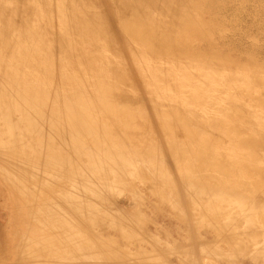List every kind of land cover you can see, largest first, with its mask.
<instances>
[{
  "label": "rangeland",
  "instance_id": "374dc122",
  "mask_svg": "<svg viewBox=\"0 0 264 264\" xmlns=\"http://www.w3.org/2000/svg\"><path fill=\"white\" fill-rule=\"evenodd\" d=\"M65 1L64 18L59 0H0L26 51L40 63L51 48L57 68L19 72L41 100L22 103L24 126L19 114L0 120V143L18 123L37 169L0 156L2 174L102 206L87 220V264H264V0ZM71 33L93 60L67 72L60 41ZM70 124L83 131L71 138ZM50 149L65 166L45 168ZM25 206L0 184V264L45 262Z\"/></svg>",
  "mask_w": 264,
  "mask_h": 264
},
{
  "label": "bare ground",
  "instance_id": "6f19581e",
  "mask_svg": "<svg viewBox=\"0 0 264 264\" xmlns=\"http://www.w3.org/2000/svg\"><path fill=\"white\" fill-rule=\"evenodd\" d=\"M136 4L143 5V1L137 0ZM18 6L19 5L17 3V7L15 8L16 13L19 11ZM59 6L58 11L65 18L68 11L66 1L59 0ZM10 11L13 10L8 9L6 11L7 13L5 12L6 14L4 15V10H0V17L3 18L0 26V75L4 78L2 81V88L0 89V99L2 98V95H5V100H0V120L3 122V119H9L10 121L13 116L15 117L16 114H19L22 118L24 126L27 123V119L25 118L26 113L22 103L25 106H30L26 104L30 102L32 103L33 101L37 102V100L40 101L41 99L28 97L27 86L29 84L25 79L26 74H24L23 79L20 81L16 78L19 74L21 75L23 73L19 72H24L28 65L31 67V72H45V75H48V72H57V68L53 64L55 52L52 51L51 48L44 53L43 62L40 63L37 60L38 56L36 54L26 51L27 43H25V37L21 38V36L16 34L12 29V19L9 15ZM78 19L79 16L76 20ZM83 25L84 28H82L80 32L82 36V33L88 29V23L84 22ZM74 38L75 35L71 33L70 39L66 40L64 34H62V39L60 41V45L62 46L61 50L64 52L62 64L65 65L62 67L66 68L67 72H72L74 67L76 69L83 68L78 59L79 57L86 61L87 65L93 60L90 55H87L86 57L81 55L79 47L80 42H76ZM59 70L61 71V69ZM83 84L84 83L82 82L80 85L83 86ZM57 92L58 89L56 90V97ZM12 93L16 96L13 101L12 99L14 97L12 96ZM74 94L76 95V92ZM45 98L48 99V97ZM42 107H45V105H42ZM58 111V109L52 107L51 114H58ZM67 112H69L70 116L73 114L72 109H68ZM44 113L42 114L41 111L37 114L40 120L44 119ZM17 125L18 123H11L10 125L7 124V128H5L4 133L9 139V143H0V156H6L11 159L12 162L17 161L24 164L28 162L31 171H33L37 169V162H30L29 159H26V156H24L25 153L22 145L20 144L22 140H24V132ZM83 126L84 125L77 127L74 124H70L67 135L74 138L75 134L83 131ZM30 128L35 131L36 124L32 126L30 125ZM15 132H21V134L19 136H14ZM49 151L50 154H47L46 156L45 165L47 167L44 166L45 168L65 166L66 161L63 159L64 157L60 151L54 149H50ZM38 153L39 152H37V154ZM26 168L27 166L24 169ZM2 178L3 180L1 181ZM17 178L18 177L14 175H4L0 170L1 186L3 188H7L10 194L18 199V202L21 201L24 203L26 205L25 207H27L26 209H28L31 213L36 210V221L39 226L33 230H37V233L41 232L43 236H40L39 234L36 235L33 231L30 233V238L28 239H33V253H37L40 258H43V261H45L44 264H77V261L81 257L86 259L87 264V262H89L95 254L94 245L97 244V241L94 240L95 238L91 237L93 228H91V225L87 223V220L94 217L96 214V207L102 206H95L87 201L83 203L74 201L67 194L63 196L59 191L63 190L64 185H60L59 188L57 187L47 191L44 190V184L43 186H40V182L37 179L28 178V176L23 177L22 179ZM61 208L65 214L62 219L59 218V211ZM217 211L220 212L221 208L218 207ZM238 211L237 213H240V211ZM258 224L259 221L251 222L250 226L246 223V226L250 228L257 226ZM240 226L241 225L238 227ZM242 226L244 227V225ZM60 232L64 235L62 236L63 240L57 239L56 235L60 236ZM47 234H52L54 236H49ZM261 258L264 260L263 255Z\"/></svg>",
  "mask_w": 264,
  "mask_h": 264
}]
</instances>
